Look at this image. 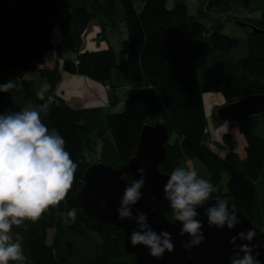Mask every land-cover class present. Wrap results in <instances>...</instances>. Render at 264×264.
<instances>
[{
    "label": "trees",
    "instance_id": "obj_1",
    "mask_svg": "<svg viewBox=\"0 0 264 264\" xmlns=\"http://www.w3.org/2000/svg\"><path fill=\"white\" fill-rule=\"evenodd\" d=\"M196 16L190 15L187 0H0V83L20 78L22 90L12 103L10 93H0V113L18 111L36 98L43 82L50 85L47 96L54 102L44 123L56 128L65 140V150L77 163L75 179L67 197L56 208H50L35 223L12 229V235H23L22 247L28 264H136L125 249L124 231L90 219L78 203L84 187L85 173L96 156L91 135L96 132L102 143L99 164L119 169L137 155L141 133L146 124H164L176 138L167 144V158L160 167L163 174L180 167L185 158L199 161L216 191L209 200L226 199L236 210L264 232V197L259 183L264 180V137L251 133V118L238 122L246 139L245 158L232 149L220 156L209 146L208 119L204 95L221 94L224 104L264 95V71H244L227 50L226 17L236 9L252 10L262 34L248 31L243 41L248 58L264 59V0H194ZM70 11L71 21L61 18ZM94 20L127 25V47L120 52L84 48L86 33ZM208 22L202 46H194L191 24ZM244 23V22H242ZM246 24V23H245ZM60 26V41L51 45L52 34ZM54 51L55 69L39 67L47 54ZM75 56L71 59L69 55ZM204 56L209 66L200 71ZM63 72L88 78L104 86H114L113 72L119 70L127 85L139 86L126 101L123 112L105 115L99 107L74 109L56 89ZM60 68V69H59ZM36 74L37 80H27ZM263 116V115H262ZM229 122H236L230 120ZM98 164V163H97ZM229 180L219 193L223 175ZM131 184L130 176L124 177ZM208 200V201H209ZM207 202V201H206ZM76 209V222L66 226L61 213ZM166 217L174 222L170 210ZM15 264V262H10Z\"/></svg>",
    "mask_w": 264,
    "mask_h": 264
},
{
    "label": "clouds",
    "instance_id": "obj_2",
    "mask_svg": "<svg viewBox=\"0 0 264 264\" xmlns=\"http://www.w3.org/2000/svg\"><path fill=\"white\" fill-rule=\"evenodd\" d=\"M23 84L20 78H10L0 83V93H10V100L16 104ZM50 85L45 81L36 98L38 104L28 102L20 110H7L0 113V264H26L22 241L23 235H12L15 226H24L25 221L35 223L50 208H56L71 190L78 167L65 150V140L56 128L49 129L43 117H47L54 102L47 96ZM140 179L126 186L117 208L118 219L135 220L136 230L132 231L130 243L133 247L142 245L149 250V255L162 258L165 252H173L171 234L155 232L147 221V215L137 211L133 216L132 206L142 198L141 189L145 185L143 168L137 170ZM165 199L169 201L172 214L182 225L180 236L187 234L192 246L200 245L205 237L203 223L196 219L197 209L204 206L216 191L213 184L204 178H198L192 168L176 167L164 186ZM106 207V205H104ZM62 222L70 226L76 222V209L71 208L61 213ZM209 227L233 230L242 223L237 216L235 204L226 199H217L215 204L205 208ZM255 229L238 232L229 243L237 240L247 241L237 246L229 258V264H260L256 245L250 242L256 237Z\"/></svg>",
    "mask_w": 264,
    "mask_h": 264
},
{
    "label": "water",
    "instance_id": "obj_3",
    "mask_svg": "<svg viewBox=\"0 0 264 264\" xmlns=\"http://www.w3.org/2000/svg\"><path fill=\"white\" fill-rule=\"evenodd\" d=\"M242 28L247 26L257 34H262L253 25L236 22ZM264 115V95H253L228 104L217 111V119L220 122L235 120L244 122L254 117ZM167 127L158 122L154 125L146 124L141 133L140 147L137 155L129 163L119 169L104 164L92 165L85 173V183L78 194V203L87 216L97 222L108 224L119 228L125 234L126 252L136 259V264H229V258L233 255L238 245L248 243L237 240L236 244L229 243L238 232L247 231L250 228L256 230V237L250 242L257 247L260 264H264V232L253 225L245 214L237 212L242 223L235 226L233 230H218L215 226L209 227L205 208L215 204L214 198L205 202L204 206L197 209V220L203 223L202 232L204 241L198 246L189 243L190 237L185 234L180 236L182 225L178 221L171 222L166 214L171 210L170 203L165 199L164 186L170 175L163 174L160 167L167 158V144L170 140ZM143 168L145 172V185L141 189L142 198L132 206L133 216L140 211L147 215L150 227L159 234L165 231L171 234L174 251L165 252L162 258H154L149 255V250L138 245L133 247L130 243L132 231L136 230L135 220L118 219L117 208L123 196L126 186L130 185L125 176H130L134 181L140 179L138 169ZM232 201L229 200V208ZM106 205V207L104 206Z\"/></svg>",
    "mask_w": 264,
    "mask_h": 264
},
{
    "label": "rangeland",
    "instance_id": "obj_4",
    "mask_svg": "<svg viewBox=\"0 0 264 264\" xmlns=\"http://www.w3.org/2000/svg\"><path fill=\"white\" fill-rule=\"evenodd\" d=\"M168 1V7L172 8V0ZM187 6L190 15L196 16L197 5L194 0H187ZM61 18L64 22H70V11L65 9L61 13ZM258 20V14L252 10L236 9L231 13L230 17L225 18L226 28L225 35L227 37V50L231 52L235 61L239 63L244 71L255 73L258 71H264V59L248 58L244 51L243 41L249 34L247 30L238 26L236 22L249 23L257 27L256 21ZM205 26H209L208 22L198 21L191 24L194 46L196 49H200L202 46V39L204 37ZM258 28V27H257ZM59 33L61 35L60 26H57L52 34L51 45H56L59 39ZM127 25L123 22H115L114 25L107 23H101L94 20L90 25L86 33V40L84 41V48L90 49H105L108 47L117 51L120 57L119 60H123L121 53L127 47ZM51 54V55H50ZM49 57V59H48ZM71 59H75V56L70 54ZM50 60V61H49ZM57 57L54 51H50L47 54L46 60L43 64H39V67L51 69V64L56 67ZM208 56H204L201 64L199 65L200 71L204 72L206 67L209 66ZM61 68V67H60ZM62 68L60 69L61 82L59 83L56 93L58 92L63 98L68 99L69 103L73 105L75 109H86L99 107L103 110L105 115L118 114L124 111L126 101L134 92L139 91V86L127 85L122 81L121 73L119 70L113 72V84L114 86L103 87V98L98 94L97 99L94 97L95 90L89 96L83 94L82 89L85 84H81L79 79L84 81H90L85 77L74 76L64 73L62 75ZM27 80H37L36 74H29L26 77ZM80 85V86H79ZM70 86V87H69ZM61 90L62 92H59ZM65 101V100H64ZM224 97L221 94H206L204 95V106L207 112L208 119V132H209V146L212 150L217 151L220 155L224 156L228 151L234 149L240 158H245L246 139L241 133L238 122H220L217 119V115H214V111L219 106L218 104H224ZM67 103V102H66ZM68 104V103H67ZM222 104V105H223ZM69 105V104H68ZM220 107V106H219ZM217 114V111H216ZM250 124V131L253 135L263 138L264 137V115L255 117ZM176 138L173 135L171 142ZM91 140L94 143L93 151L96 153L93 159L90 158L92 165L99 164L97 159L101 152L102 143L100 142L98 135L93 133ZM216 152V153H217ZM180 167L192 168L197 172L198 178L207 179L205 169L203 165L194 159L185 158L182 161ZM229 180L227 174L223 175L221 187L217 189L219 193L225 191L226 183ZM259 189L264 197V180L259 183ZM28 264V263H26Z\"/></svg>",
    "mask_w": 264,
    "mask_h": 264
},
{
    "label": "crops",
    "instance_id": "obj_5",
    "mask_svg": "<svg viewBox=\"0 0 264 264\" xmlns=\"http://www.w3.org/2000/svg\"><path fill=\"white\" fill-rule=\"evenodd\" d=\"M51 55V54H50ZM47 58V57H46ZM48 59H49V57H48ZM50 61V60H49ZM56 63H57V61H56ZM54 68V66L51 64V69H53ZM60 69V68H59ZM64 73H66V72H62V75L64 74ZM66 74H69V73H66ZM70 75H72V74H70ZM75 76V75H74ZM81 78V77H80ZM83 79V78H82ZM82 79H79V81H84V80H82ZM88 79V78H87ZM81 84H84V82H82ZM86 84H87V90L85 91L84 90V88H85V86L83 87V89H82V92H83V94H85V95H90L91 93H93L94 92V90H95V94H92V95H94V97L97 99V97H98V94L101 96V99L103 98V87H104V85H102V84H100V83H97V82H94V81H92V80H90V81H86ZM80 86V85H79ZM70 87V86H69ZM59 92H62L61 90H59ZM58 96H60L63 100H65L68 104H69V106H71L72 108H73V105H71L68 101V99H66V98H63L61 95H59V93L57 92L56 93ZM222 104L223 103H220V104H218L219 106H222ZM219 106H217V107H219ZM75 109V108H74ZM82 109V108H81ZM206 115H207V112H206ZM214 151V150H213ZM215 152H217V151H215ZM218 153V152H217ZM219 154V153H218ZM220 155V154H219ZM220 156H222V155H220Z\"/></svg>",
    "mask_w": 264,
    "mask_h": 264
},
{
    "label": "flooded vegetation",
    "instance_id": "obj_6",
    "mask_svg": "<svg viewBox=\"0 0 264 264\" xmlns=\"http://www.w3.org/2000/svg\"><path fill=\"white\" fill-rule=\"evenodd\" d=\"M246 24H248V25H252V24H249V23H246ZM253 26H254V25H253ZM244 29H247V30H249V31H252V30L250 29L249 26L245 27Z\"/></svg>",
    "mask_w": 264,
    "mask_h": 264
},
{
    "label": "bare ground",
    "instance_id": "obj_7",
    "mask_svg": "<svg viewBox=\"0 0 264 264\" xmlns=\"http://www.w3.org/2000/svg\"><path fill=\"white\" fill-rule=\"evenodd\" d=\"M82 82H84V84H85V88H84V90L86 91V90H87V84H86V81H80V83H82Z\"/></svg>",
    "mask_w": 264,
    "mask_h": 264
}]
</instances>
